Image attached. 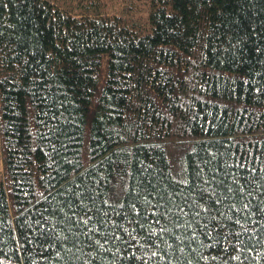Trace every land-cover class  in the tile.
I'll use <instances>...</instances> for the list:
<instances>
[{
  "label": "trees",
  "instance_id": "trees-1",
  "mask_svg": "<svg viewBox=\"0 0 264 264\" xmlns=\"http://www.w3.org/2000/svg\"><path fill=\"white\" fill-rule=\"evenodd\" d=\"M142 1L0 0V264H264V0Z\"/></svg>",
  "mask_w": 264,
  "mask_h": 264
},
{
  "label": "rangeland",
  "instance_id": "rangeland-1",
  "mask_svg": "<svg viewBox=\"0 0 264 264\" xmlns=\"http://www.w3.org/2000/svg\"><path fill=\"white\" fill-rule=\"evenodd\" d=\"M52 2L72 13L89 12L88 9L95 8L93 12L98 11L102 15L119 13L126 17L134 15L142 20L148 12V7L142 0H52Z\"/></svg>",
  "mask_w": 264,
  "mask_h": 264
}]
</instances>
